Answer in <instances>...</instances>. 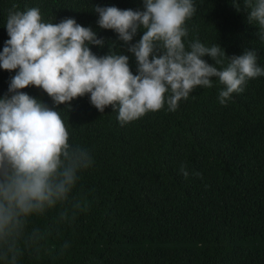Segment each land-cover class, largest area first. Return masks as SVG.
<instances>
[{
	"label": "trees",
	"instance_id": "trees-1",
	"mask_svg": "<svg viewBox=\"0 0 264 264\" xmlns=\"http://www.w3.org/2000/svg\"><path fill=\"white\" fill-rule=\"evenodd\" d=\"M239 2L237 12L231 0H194L188 39L218 43L229 56L253 48L264 67V41ZM13 3L21 11L39 7L44 22L74 18L106 41H117V34L98 28L93 6L142 9V0H0V51L9 39L5 25ZM109 47L129 55L135 74V58L122 42ZM14 75L0 69V97ZM213 83L197 87L174 112L165 106L123 127L118 112H98L87 95L74 99L70 111L59 105L69 143L92 152L94 163L73 193H86L91 206L71 225L55 224L58 208L34 217L38 226L58 228L48 241L54 254L65 241L71 247L55 260L25 252L20 264H264V76L249 80L227 106L217 99L222 86ZM20 91L52 107L40 88ZM196 171L202 178L192 175Z\"/></svg>",
	"mask_w": 264,
	"mask_h": 264
},
{
	"label": "clouds",
	"instance_id": "clouds-1",
	"mask_svg": "<svg viewBox=\"0 0 264 264\" xmlns=\"http://www.w3.org/2000/svg\"><path fill=\"white\" fill-rule=\"evenodd\" d=\"M231 3L241 11L239 0ZM93 7L98 28L114 31L117 41L98 37L74 18L44 22L39 7L21 11L13 3L8 10L9 39L0 51V69L15 75L0 97V264H20L25 252L37 260L63 256L70 242L54 254L48 241L53 232L59 235L58 228L38 226L33 218L58 208L55 224L71 225L91 206L86 193H73L80 174L94 163L92 152L69 143L59 105L70 111L74 99L87 95L98 112L108 107L118 112L123 127L165 106L176 111L197 87H214V78L222 86L218 102L227 106L249 80L264 76L253 48L229 56L218 43L206 46L199 38L188 39L194 0H142V9L135 10ZM244 9L264 41V0H244ZM117 42L135 58V74L129 55L109 47ZM91 46H107L108 51L97 55ZM29 86L46 93L52 107L20 91ZM180 172L189 176L183 164ZM192 175L202 178L198 171Z\"/></svg>",
	"mask_w": 264,
	"mask_h": 264
}]
</instances>
